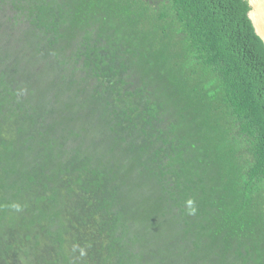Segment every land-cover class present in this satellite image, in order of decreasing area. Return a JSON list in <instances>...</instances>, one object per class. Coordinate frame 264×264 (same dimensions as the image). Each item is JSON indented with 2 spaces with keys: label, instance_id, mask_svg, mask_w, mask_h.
I'll use <instances>...</instances> for the list:
<instances>
[{
  "label": "trees",
  "instance_id": "1",
  "mask_svg": "<svg viewBox=\"0 0 264 264\" xmlns=\"http://www.w3.org/2000/svg\"><path fill=\"white\" fill-rule=\"evenodd\" d=\"M249 10L0 0V264H264Z\"/></svg>",
  "mask_w": 264,
  "mask_h": 264
},
{
  "label": "water",
  "instance_id": "2",
  "mask_svg": "<svg viewBox=\"0 0 264 264\" xmlns=\"http://www.w3.org/2000/svg\"><path fill=\"white\" fill-rule=\"evenodd\" d=\"M250 5L249 17L256 32L264 40V0H247Z\"/></svg>",
  "mask_w": 264,
  "mask_h": 264
}]
</instances>
